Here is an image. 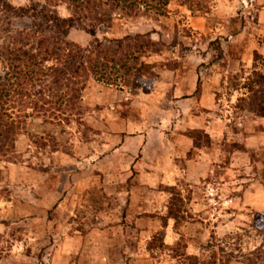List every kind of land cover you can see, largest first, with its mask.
Masks as SVG:
<instances>
[{"label": "rangeland", "instance_id": "obj_1", "mask_svg": "<svg viewBox=\"0 0 264 264\" xmlns=\"http://www.w3.org/2000/svg\"><path fill=\"white\" fill-rule=\"evenodd\" d=\"M8 1L73 15L65 0ZM110 14L68 41L155 47L118 86L90 80L68 118L28 111L0 158V264H264V0ZM31 23L0 22V51Z\"/></svg>", "mask_w": 264, "mask_h": 264}, {"label": "trees", "instance_id": "obj_2", "mask_svg": "<svg viewBox=\"0 0 264 264\" xmlns=\"http://www.w3.org/2000/svg\"><path fill=\"white\" fill-rule=\"evenodd\" d=\"M73 15L67 19L41 7L17 8L0 0V22L4 19H29L32 25L17 32L10 46L0 51V60L8 72L0 79V158L9 159L16 152L17 138L31 118L28 111L49 119L68 118L82 101L90 80L109 87L123 81L122 74L133 71L141 58L154 47L146 37L96 40L82 48L68 41L73 28L96 37L100 26L111 23L112 12L135 17L141 8L164 16L168 0H65ZM111 17V18H110ZM135 69L137 79L145 68ZM143 68V69H142ZM18 111V112H17ZM19 113V114H18ZM24 114V115H21ZM172 192L168 208L170 219L182 218L184 200Z\"/></svg>", "mask_w": 264, "mask_h": 264}]
</instances>
